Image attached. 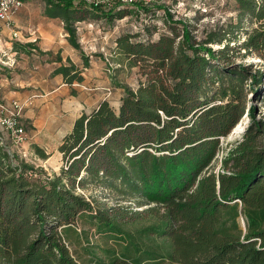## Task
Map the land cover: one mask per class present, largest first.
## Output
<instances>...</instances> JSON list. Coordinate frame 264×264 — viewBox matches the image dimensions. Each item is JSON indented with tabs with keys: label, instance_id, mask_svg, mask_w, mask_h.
<instances>
[{
	"label": "trees",
	"instance_id": "trees-1",
	"mask_svg": "<svg viewBox=\"0 0 264 264\" xmlns=\"http://www.w3.org/2000/svg\"><path fill=\"white\" fill-rule=\"evenodd\" d=\"M173 4L46 0L45 14L61 18L80 57V63L67 58L53 69L70 87L84 80L83 69L94 59L79 43L78 20H152L114 36L122 55L117 63L134 69L135 86L118 85L117 104L105 97L74 120L57 147V172L15 160L8 142L0 141V264H161L165 257L181 264H264V115L258 117L256 104L247 106L245 86L250 79L253 99L264 108V69L235 60L252 52L264 60V0H232L237 22L231 17L229 28L202 31L175 18ZM246 15L255 24L240 41ZM245 115L250 122L228 147L223 170H212L221 138ZM32 148L48 157L41 147ZM88 185L165 211L135 235L129 228L144 213H124L78 191ZM237 199L245 233L236 221ZM96 235L123 243L105 247L90 240ZM146 239L162 241L150 247Z\"/></svg>",
	"mask_w": 264,
	"mask_h": 264
},
{
	"label": "rangeland",
	"instance_id": "rangeland-1",
	"mask_svg": "<svg viewBox=\"0 0 264 264\" xmlns=\"http://www.w3.org/2000/svg\"><path fill=\"white\" fill-rule=\"evenodd\" d=\"M154 1H167L169 3H174L172 6V11L175 14V18L188 19L198 27L199 31L213 26H227V22L231 17L234 18V21L237 22V11L231 9L232 0H154ZM158 15H162V11L158 12ZM157 18V25L161 30L165 28V23L161 20L160 17ZM88 27H82L81 30H91L89 32H84L83 44L84 52L91 54L94 58V63L89 67V80L88 83L84 85L85 88L76 87L82 91L83 94H80L76 97V102L80 103L85 109L94 106L98 102V97L104 96L114 103L118 94L121 93L122 89L118 85L134 87L136 83V76L134 69L120 65L117 63V59L121 58V53H118L117 49L113 44L114 36L122 30L126 29H135L137 22H149L152 20L147 15H141L140 17H129L124 16L120 19L108 21L103 18H84ZM254 20L247 16L242 22V29L239 30L240 41H243L246 37V30L254 26ZM158 34H155L154 37H157ZM214 46L219 47V44H214ZM236 62H242L243 64H253L254 68L264 69V60L257 53H250L246 56H237ZM245 86L247 88V106L249 107L251 103L257 105V115L262 117L264 115V108L261 106V103L253 99L251 89L249 84L251 80L245 81ZM75 93V92H74ZM76 94V93H75ZM100 95V96H99ZM45 103H38L34 105L31 109L35 117L40 119L46 118L47 116L52 115H64L66 110L63 106H57L54 103L52 108L45 109L43 105ZM248 111V110H247ZM24 113V109H23ZM23 116V115H22ZM24 119V118H23ZM250 122L248 115H245L240 121L238 126L226 137L221 138V151L217 159L212 163V170L222 171V159L225 157L228 147L233 145L237 140L241 139L242 133L247 128ZM25 127L26 123H25ZM9 142V141H8ZM27 143V142H26ZM25 149L30 152V156L27 158L26 162L34 167L43 168L47 173L53 174L59 170L61 165L60 156L57 154V151H51V159L49 161H44L41 159L33 150L32 144H25ZM8 151L13 154L15 160H21L20 156L17 154L14 148H8ZM14 160V161H15ZM79 192H82L87 197H94L102 203H106L107 206H117L121 208L124 213H130L131 211H141L144 214L138 218V220L130 226V231L135 235L139 234V230L146 226L152 225L158 220V217L164 213V208L157 203L148 202L145 200L131 199V198H121L113 190L102 189L94 187L93 185H88L83 188L78 189ZM235 208L238 209V217L236 221L239 227L246 232L247 221L243 211L242 202H237ZM151 209V212H147ZM157 217V218H156ZM231 225V221L228 223ZM88 229V226H86ZM93 233V229H91ZM91 241H95L97 244L103 245L105 247H112L118 249L119 246L123 243L120 238L118 239H109L105 242L103 239L99 238L98 235L90 238ZM162 239H157L155 242H161ZM154 241L151 239H146L145 243L152 247L155 245ZM168 247V243L166 245ZM161 264H181L172 262L168 257H165L161 260Z\"/></svg>",
	"mask_w": 264,
	"mask_h": 264
},
{
	"label": "crops",
	"instance_id": "crops-1",
	"mask_svg": "<svg viewBox=\"0 0 264 264\" xmlns=\"http://www.w3.org/2000/svg\"><path fill=\"white\" fill-rule=\"evenodd\" d=\"M45 8L46 0H23V5L12 16V29L5 26L0 28V101L17 100L24 103L23 120L26 126H30L26 128V145H37L44 149L48 157L43 160L49 161L51 151H57L61 139L71 130L74 120L105 97L99 95L98 102L87 109L76 102V97L83 94L82 91L76 92L79 90L76 87L85 88L89 80V67L95 62L94 59L83 69L84 80L72 87L63 83L61 75L53 73L60 62L69 58L80 63V57L67 40L61 18L46 15ZM84 22V19L76 22L78 40L83 50L84 32L91 31L81 30L82 27H88ZM12 30H16L17 36L11 34ZM41 51L59 54L61 60H51ZM120 94L114 104H117ZM38 103H45V109L52 108L53 103L63 106L66 114L40 119L31 111ZM7 147L12 148L10 144ZM57 154L60 156L58 151Z\"/></svg>",
	"mask_w": 264,
	"mask_h": 264
},
{
	"label": "built area",
	"instance_id": "built-area-1",
	"mask_svg": "<svg viewBox=\"0 0 264 264\" xmlns=\"http://www.w3.org/2000/svg\"><path fill=\"white\" fill-rule=\"evenodd\" d=\"M77 1H81L92 6H108L116 3H130L133 0ZM22 5L23 0H0V28L5 26L12 29V16ZM11 34L13 36H17L16 30H12ZM24 106V103L17 100H12L10 102L0 101V141L2 144L9 141V144L16 150L20 158L26 161L31 154L24 147L28 140V133L22 116ZM237 200L241 203L239 199Z\"/></svg>",
	"mask_w": 264,
	"mask_h": 264
}]
</instances>
